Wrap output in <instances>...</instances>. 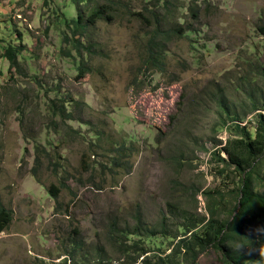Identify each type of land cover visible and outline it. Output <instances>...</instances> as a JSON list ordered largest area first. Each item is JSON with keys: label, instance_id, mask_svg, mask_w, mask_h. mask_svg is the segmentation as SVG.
<instances>
[{"label": "rangeland", "instance_id": "1", "mask_svg": "<svg viewBox=\"0 0 264 264\" xmlns=\"http://www.w3.org/2000/svg\"><path fill=\"white\" fill-rule=\"evenodd\" d=\"M108 1L113 17L90 23ZM156 1L0 0V202L13 214L0 264H99L97 252L122 264L113 225L131 230L138 216L158 233L164 216L178 235L195 201L207 219L206 192L234 191L214 154L264 117V0ZM153 5L157 18L140 21ZM80 15L89 24L74 35ZM157 24L162 71L146 64ZM258 172L264 194V160ZM156 243L144 241L149 254L169 253Z\"/></svg>", "mask_w": 264, "mask_h": 264}, {"label": "trees", "instance_id": "2", "mask_svg": "<svg viewBox=\"0 0 264 264\" xmlns=\"http://www.w3.org/2000/svg\"><path fill=\"white\" fill-rule=\"evenodd\" d=\"M90 0H76L84 2ZM157 0L156 2H158ZM169 7L166 0H160ZM157 5V6H159ZM156 5L146 9L149 14H137L140 21L149 23L156 16ZM115 12V2L108 1L106 4L97 6L89 16L90 23L99 20H109ZM191 14L194 11L191 9ZM83 16L72 20L71 27L74 35L85 31L87 23ZM159 24H157V27ZM160 28H155L148 46V60L146 64L164 70L163 50L156 40L161 36ZM258 34L264 37V23L257 28ZM180 28L166 30V34L179 36ZM79 46L81 45L78 42ZM22 50L10 47L5 52V57L12 68L19 65L18 55ZM229 118L230 114L226 111ZM258 123L252 137L247 136L244 140L239 136H229L223 146L215 153L217 156V173L219 179L224 183L231 178L235 184L234 191L225 195L220 191L213 193L206 192V213L207 219H195L197 201H195L194 213L187 217V222L180 227V234L171 235L167 233L166 218L161 219L158 233L145 227L140 218L136 216L135 225L131 230L117 229L112 226L109 238L116 249V253L122 257V264H197L200 256L212 250L219 257L220 264H264V194L256 191V181L259 179V166L264 160V117H257ZM236 125L235 129L240 130ZM224 154L226 157L222 158ZM232 183V184H233ZM58 189L51 187L49 193L56 197ZM234 198V207L229 212V218L223 220V214L227 213V198ZM170 206V205H169ZM12 212L1 205L0 202V234L3 233L12 223ZM160 234V238L156 235ZM129 237L133 240L129 241ZM154 243L158 240L157 250L162 247L164 241H169V253L164 252L149 254L150 250L144 245V241ZM155 240V241H154ZM80 249V248H79ZM74 252H76L74 250ZM97 252L98 263L103 264ZM100 257V258H99ZM141 259V260H140Z\"/></svg>", "mask_w": 264, "mask_h": 264}]
</instances>
